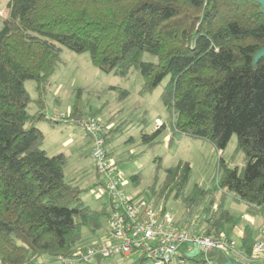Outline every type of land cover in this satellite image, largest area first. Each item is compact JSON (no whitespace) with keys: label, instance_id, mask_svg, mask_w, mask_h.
Segmentation results:
<instances>
[{"label":"trees","instance_id":"trees-1","mask_svg":"<svg viewBox=\"0 0 264 264\" xmlns=\"http://www.w3.org/2000/svg\"><path fill=\"white\" fill-rule=\"evenodd\" d=\"M7 8L0 28V263L61 264L60 257L83 246L82 228L95 232L107 216V208H91L80 186L65 179V155L42 146L35 124L43 113L27 111L30 102L43 103L64 49L88 52L97 68L115 75L136 68L145 89L166 78L161 98L172 117L170 139L181 132L223 150L236 135L243 163L231 166L220 155L221 174L211 189L196 185L186 196L189 162L166 169L164 200L181 195L193 211L208 195L199 231L229 238L225 226L231 224L230 231L238 219L224 207L226 193L250 215L264 211V55L254 58L264 48L258 0H8ZM145 52L156 60L143 59ZM26 79L35 80L36 99ZM160 130L143 140L151 142ZM256 239L246 224L240 254H249ZM209 255L215 264H234L223 251ZM183 257L200 261V255ZM147 263L140 255L127 264Z\"/></svg>","mask_w":264,"mask_h":264},{"label":"rangeland","instance_id":"rangeland-1","mask_svg":"<svg viewBox=\"0 0 264 264\" xmlns=\"http://www.w3.org/2000/svg\"><path fill=\"white\" fill-rule=\"evenodd\" d=\"M7 2L8 0H0V28L3 17L8 13ZM143 59L155 61L156 57L145 52ZM165 81L166 78L155 88L145 89L143 76L136 68H131L126 76L115 75L97 68L88 52L75 53L64 49L59 62L49 74L43 103L32 101L28 104L27 111L43 113L44 118L35 124L43 130L42 146L48 154L62 152L65 155V179L80 186V197L91 208L108 209L110 205L104 187L93 183L96 178L102 182L106 179L95 172L91 155L92 141L80 124V121L98 118L104 125L112 123L113 133L110 134L105 147L124 173L123 190L135 196V199L147 198L161 207L164 206L167 211L174 213L178 223L196 221L198 228L197 219L209 203L208 195L193 211L188 209L191 205L190 199L184 200L181 195L175 197L170 193L164 200L162 190L166 169L174 166L179 160L189 162L191 173L184 190L187 196L196 185L204 190L212 188L214 181L221 174L220 155L232 166L242 165L244 153L237 147L235 134L223 150H216L207 139L181 132H173L170 139L172 117L161 98ZM24 85L31 98L36 99L38 91L35 80L26 79ZM75 107L79 110L78 114H73ZM157 119L170 123L167 124L170 132L165 124L154 140L145 142L143 134H150L158 128ZM135 173L139 174L137 181L131 179ZM215 195L219 198L220 190ZM223 203L230 214L238 219L236 226L243 227L248 224L252 229L253 238H256V224L264 218V211L262 214H248L245 211V203L236 199L232 193L224 195ZM230 228L231 224H226L225 232L228 233ZM104 231L105 223L95 232L82 228V245L93 241ZM229 232L235 246V251L230 253L232 260L235 264H248L247 259L242 257L248 254H239L240 241L235 231L231 229ZM138 256L140 254L134 252L124 256L92 258L89 264H127ZM148 262L147 264H150V261ZM186 264L204 263L186 260Z\"/></svg>","mask_w":264,"mask_h":264},{"label":"built area","instance_id":"built-area-1","mask_svg":"<svg viewBox=\"0 0 264 264\" xmlns=\"http://www.w3.org/2000/svg\"><path fill=\"white\" fill-rule=\"evenodd\" d=\"M80 124L92 140L95 172L106 179L105 182L97 179L96 184L104 187L110 205L104 233L71 255L60 257L61 264H78L96 257L134 252L146 257L150 264H186L184 254L189 257L200 255L202 263L215 264L209 255L214 250L231 256L235 246L224 232L217 236L204 234L198 230L194 220L179 225L172 212L153 200L135 199V196L127 194L122 188L124 173L105 147L106 126L98 118H89ZM242 257L248 264H264V221L250 253Z\"/></svg>","mask_w":264,"mask_h":264},{"label":"crops","instance_id":"crops-1","mask_svg":"<svg viewBox=\"0 0 264 264\" xmlns=\"http://www.w3.org/2000/svg\"><path fill=\"white\" fill-rule=\"evenodd\" d=\"M57 93V92H56ZM67 109H69V108H67ZM101 120V119H100ZM156 122H157V124H156V127H160V128H163V125L165 126V124H166V126H167V124L168 125H170V123H167V122H163V121H160V120H156ZM171 123H172V120H171ZM106 126V128H108L107 130H108V138L110 137V134H112L113 133V130H112V123H110V125H105ZM39 128L42 130V128L39 126ZM167 128H168V126H167ZM157 129V128H156ZM169 129V128H168ZM171 129V128H170ZM170 129H169V132H170ZM43 131V130H42ZM170 134V133H169ZM89 138H90V140H91V137L90 136H88ZM92 141V140H91ZM46 150V149H45ZM52 154H55V153H52ZM96 180H97V178H96ZM96 180L95 181H93V183L95 182V184H96ZM98 180H100V179H98ZM101 181V180H100ZM69 182H72V181H69ZM102 182V181H101ZM72 183H74V182H72ZM76 184V183H75ZM94 184V185H95ZM98 196H99V194H98ZM263 212H261V213H259V214H262ZM174 214V213H173ZM198 220V219H197ZM177 221V223H178V220H176ZM264 221V218H262V219H260L258 222H257V224H256V229H255V233L257 234V237L256 238H258L259 237V228H260V225H261V223ZM186 222H188V221H184V222H182V223H178L179 225H184V224H186ZM199 222V221H198ZM103 223H105V219H104V221H103ZM195 224H196V221H195ZM245 226V225H244ZM243 226V227H244ZM243 227H237V226H234L233 227V230L235 231V234H236V236H237V238L240 240V238H241V236H242V233H243ZM198 228H199V225H198ZM103 234V233H102ZM227 235L229 236V238L231 239V241L234 243V239H233V237H232V235L229 233H227ZM240 254V253H239ZM231 257V256H230Z\"/></svg>","mask_w":264,"mask_h":264},{"label":"water","instance_id":"water-1","mask_svg":"<svg viewBox=\"0 0 264 264\" xmlns=\"http://www.w3.org/2000/svg\"><path fill=\"white\" fill-rule=\"evenodd\" d=\"M260 3H261V5H262V12L264 13V0H258ZM264 55V48H262V49H260L256 54H255V59H257V58H259V57H261V56H263ZM230 257V256H229ZM231 258V257H230ZM231 260H232V258H231ZM233 261V260H232ZM233 263L235 264V262L233 261Z\"/></svg>","mask_w":264,"mask_h":264}]
</instances>
